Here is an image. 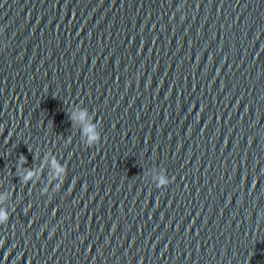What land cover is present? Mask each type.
Segmentation results:
<instances>
[{"label":"water","instance_id":"95a60500","mask_svg":"<svg viewBox=\"0 0 264 264\" xmlns=\"http://www.w3.org/2000/svg\"><path fill=\"white\" fill-rule=\"evenodd\" d=\"M56 0H0V208L10 214L33 136ZM9 221V220H8ZM7 224L0 225V245Z\"/></svg>","mask_w":264,"mask_h":264},{"label":"clouds","instance_id":"9594fccd","mask_svg":"<svg viewBox=\"0 0 264 264\" xmlns=\"http://www.w3.org/2000/svg\"><path fill=\"white\" fill-rule=\"evenodd\" d=\"M89 111L87 108L84 107H77L76 105L72 106L71 111L68 113V118L71 121L72 125L80 124V133L81 136L84 137L83 143L86 146H94L100 142L101 139V133L97 129V123L93 122V119L91 122L88 121L89 117ZM22 161V163L19 164L20 167H23L24 164H27V158L23 155L19 157V162ZM53 167L55 169V172L50 180H48L49 184H52L54 181H59V183L55 184V190H59L64 182V179L67 175V169L66 166L62 164H53ZM36 175L35 171L29 170L26 172V174L20 176V180L24 184H28L29 181L33 180V177ZM148 176L151 177L152 181L154 182L155 186L157 188H163L166 187L170 180L168 176L165 173V170L163 171H152L150 170L148 172ZM43 193L48 192V187H45L43 190ZM5 199V197H0V202H2ZM9 220V212L7 208H0V225L6 224Z\"/></svg>","mask_w":264,"mask_h":264}]
</instances>
